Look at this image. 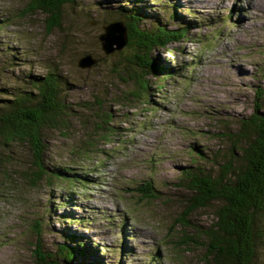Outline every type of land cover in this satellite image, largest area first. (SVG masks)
I'll use <instances>...</instances> for the list:
<instances>
[{"label": "rangeland", "instance_id": "rangeland-1", "mask_svg": "<svg viewBox=\"0 0 264 264\" xmlns=\"http://www.w3.org/2000/svg\"><path fill=\"white\" fill-rule=\"evenodd\" d=\"M28 2L0 0V85L18 86L26 76L30 87L29 77L47 66L65 79L68 127L43 131L44 163L64 181L31 183L27 144L0 159L8 176L0 178V264H33L34 221L43 250H55L64 235L75 238L65 239L78 250L73 264H202L200 249L180 242L189 232L176 224L186 191L173 184L192 162L187 148L223 161L238 118L255 102L264 111V93L255 99L264 89V0H75L51 32L43 12L25 10ZM120 11L142 14L146 26L187 29L184 39L152 53L160 81L148 74L138 99L130 95L134 68L124 62L129 48L107 54L99 40L104 26L121 21ZM85 54L97 60L90 68L77 66ZM165 70L172 74L161 78ZM104 110L111 132L94 137ZM77 175L81 183L71 185ZM146 182L155 197L136 189ZM211 219L210 207L191 215L198 225Z\"/></svg>", "mask_w": 264, "mask_h": 264}, {"label": "trees", "instance_id": "trees-1", "mask_svg": "<svg viewBox=\"0 0 264 264\" xmlns=\"http://www.w3.org/2000/svg\"><path fill=\"white\" fill-rule=\"evenodd\" d=\"M74 1L29 0L25 10L29 13L43 12L45 29L51 32L54 28H61L63 8ZM120 12L119 18L126 27L125 45L129 48L124 62L129 64V68H134L130 77L136 84L130 95L138 99L141 91H148V74L154 73L155 79L160 81L158 73L162 69L154 62L152 53L157 48L184 39L187 29L168 28L158 22L146 26L142 14ZM1 67L4 70L3 64ZM165 71V76L161 78L172 74ZM20 81L18 86L0 85V159L15 145L27 144L34 167L32 174L28 175L30 182L36 184L51 177L63 180L60 174H51L44 163L46 146L43 131L68 127L71 105L64 96L66 81L52 66H47L44 75L30 76L27 80L30 87H26V76H22ZM255 93V99L260 94L262 97L264 89L259 87ZM260 103L255 102L252 113L238 118V130L229 147L228 157L216 161L198 146H191L186 151L192 156V162L180 171L177 182L173 184L175 188L186 191L176 224L188 227L190 233L183 231L180 242L199 248L202 264H264L259 257L264 249V111H260L262 101ZM101 117L105 120L99 117L101 123H95L93 136L104 132L101 136L106 138L107 131L111 132L108 128L113 118L108 110H104ZM0 176L8 178L1 167ZM81 181L77 175L70 183L80 184ZM54 182L56 185L62 183L59 180ZM136 189L142 192V198L155 197L149 182ZM204 207L212 209L211 222L206 225L191 223L192 213ZM33 225V264H73L78 250L65 240H75L73 236L64 235L63 243H59L53 251H46L41 245L37 221ZM78 247L79 250L84 249L80 242ZM159 258L156 253L150 259L154 263Z\"/></svg>", "mask_w": 264, "mask_h": 264}, {"label": "water", "instance_id": "water-1", "mask_svg": "<svg viewBox=\"0 0 264 264\" xmlns=\"http://www.w3.org/2000/svg\"><path fill=\"white\" fill-rule=\"evenodd\" d=\"M101 47L105 53L121 49L127 42L126 27L122 21L110 22L104 26V32L99 35ZM96 58L85 54L77 60L80 68H90L96 63Z\"/></svg>", "mask_w": 264, "mask_h": 264}]
</instances>
